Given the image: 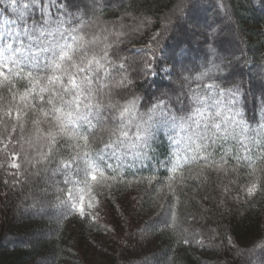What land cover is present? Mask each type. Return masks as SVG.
I'll list each match as a JSON object with an SVG mask.
<instances>
[{
  "label": "trees",
  "instance_id": "trees-1",
  "mask_svg": "<svg viewBox=\"0 0 264 264\" xmlns=\"http://www.w3.org/2000/svg\"><path fill=\"white\" fill-rule=\"evenodd\" d=\"M88 1L74 6L69 0H0L1 13L17 25V41L29 55L0 82V160L20 156L19 178L0 172V264H94L86 258L89 250H98L100 264H264V248L255 247L264 241V132L259 131L264 124L260 104L264 80L257 75L264 71V0H229L227 15L221 0H128L120 7H113V0ZM195 5L205 7L213 23L205 33L194 29L202 39L196 36L191 48L180 35ZM133 16L148 22L138 32H127ZM231 17L239 23L245 43L236 60L226 57L225 49L231 53V45L223 41L226 28L219 23ZM73 35L83 36L86 43L74 48L71 59L60 61L59 46L71 44ZM129 44L147 47L135 49ZM209 45L216 48L217 63L221 57L230 61L225 79L244 83L245 96L238 107L246 131L237 128L227 140L213 137L215 143L209 141L205 153L211 154L208 161L191 154L185 158L182 144L170 139L197 131L195 124L186 132L179 128L169 132L163 116L156 117L152 138L140 155L123 145L115 153L105 147L115 140L111 133L121 123L111 105L124 102L119 97L122 90L129 91V98L133 92L143 97L142 112L166 94L171 112L185 117L197 107L190 104L189 87L199 86L211 97L206 85L183 80L211 67L214 56ZM144 53L145 73L135 82L132 72L141 64L134 58ZM93 57L103 67L95 63L88 67ZM124 76L131 83L120 87ZM73 77L76 88L71 86ZM216 100L221 101L219 106H213ZM208 105L207 112L215 117L219 107L227 111L228 100L217 94ZM15 108L21 111L25 138L33 135L37 119L41 130L53 127L45 113L54 117L62 108L73 116L87 115L95 127L80 120L79 131L89 136V155L63 138L51 155L46 142L24 143L22 149L19 124L5 115ZM207 123L211 135V121ZM12 127L17 128L15 136ZM134 133L135 127L130 134ZM4 140L11 141L8 152ZM100 172L106 179L92 180ZM88 194L123 210L117 226L105 222L109 229L97 217L73 208L74 199ZM129 194L136 211L134 203L124 201ZM125 229L127 240L122 238Z\"/></svg>",
  "mask_w": 264,
  "mask_h": 264
},
{
  "label": "snow or ice",
  "instance_id": "snow-or-ice-1",
  "mask_svg": "<svg viewBox=\"0 0 264 264\" xmlns=\"http://www.w3.org/2000/svg\"><path fill=\"white\" fill-rule=\"evenodd\" d=\"M183 7V4L178 5V8L181 10ZM220 7L225 10L227 15V8L224 6L223 0H221ZM13 10L16 11L15 8ZM21 15H23V13H21ZM6 23L7 22H0V26H4ZM116 35L119 36L120 34L117 33ZM215 36L216 34L213 32L211 37L215 39ZM81 43H86L85 38L83 36L73 35L71 44L66 42L61 44L59 46L61 49L59 60L63 61L65 59H71L74 48ZM209 51L214 56L210 68L205 71H201L198 75L183 76V80L188 82L189 85L192 81L200 82V84L206 85V92L212 93L211 97H206L205 90L201 87H189L187 95L190 97V104L197 106L194 108L192 115L187 117L184 115L178 116L176 113L171 112L169 103L165 99L166 94L157 97L152 104L147 106V110L142 112L140 111V108L143 105V97L140 94L133 92L130 98L122 97L124 101L123 103L117 102L116 104L111 105V107H113L119 113L121 123L119 127L114 129L111 133V135L115 137V140H110L108 143H106L105 147L113 149V152L115 153L116 149L123 145L131 149L134 155H140V149L148 146V143L152 138V128L154 126L156 117L163 116L165 118L164 122L170 125L168 128L169 132L175 128H179L182 132H186L192 127L193 124H195L197 131L188 132L186 136L181 137L180 139H176L175 137H170V139L175 141L177 144H182L180 153H184L185 158L188 157V154H191L192 158L194 159L202 158L204 161H208L211 157V154L208 153L205 155V153L210 146L209 141L215 143L213 137L216 139L227 140L235 134L237 128H239L242 133L246 131L248 125L243 119V112L238 107V105L242 104L243 98L245 96L244 83L243 81L226 80L225 77H227L229 73L230 61H227L226 58L221 57L219 58L220 63H217L216 48L212 45H209ZM93 63H95L97 67H103L100 61L96 60L95 57L88 61V67H91ZM13 65L18 67L19 61H17L15 57L5 56L3 50H0V82L8 79L9 74L13 71ZM56 67H61V64L57 63ZM120 68H123V65H120ZM210 74L216 75L210 76ZM257 75L261 80H264V71H261ZM208 78H211L214 82L207 83ZM217 79L220 80V83L215 82ZM130 83L131 81L126 76H124L118 82V85L120 87H125ZM71 86L73 88L78 87L74 77L71 78ZM217 94L222 97H226L228 100L227 111H225L224 108L219 107L215 113V117L220 118L219 122H217L212 114L207 112V107L209 106L208 100ZM220 104L221 101L216 100L213 106H219ZM260 104L264 106V95L261 96ZM56 111H58L60 115L49 117L47 113L44 114L45 119L53 122V127L41 130V121L37 119L34 121L35 129L33 135L27 138L22 135L24 131V125L21 123L20 109L15 108L14 110L7 111L5 115L9 118L14 117L19 124V131L21 132L20 139L23 141V143L20 145L22 149L24 143L32 146L40 142H46L48 145V154L51 155L53 146L57 145V141L60 138H63L66 141H74L75 143L72 145L73 148L83 150V155L85 156L89 155L87 147L90 143V139L89 136L84 135L79 131V121L85 120L88 122V127L90 128H94L95 125L89 121L87 115L73 116L71 113H65L62 108L57 109ZM202 121L205 122V132L203 133L199 131ZM207 121H211L212 124L213 131L211 135L208 134ZM73 125L75 127H72ZM133 127H135V133L130 134L132 133ZM101 130L103 131V129ZM259 131L264 132V124H262ZM11 132L12 135L15 136L17 128L12 127ZM45 132L47 133L46 135L44 134ZM8 143H11V141H8ZM180 153L177 154L179 155ZM79 154L80 153L77 152V155ZM13 159L19 161L20 156L14 155ZM221 160H223V156L221 157ZM90 163L94 168L96 167L95 161H91ZM215 165L220 168L224 167L222 162H215ZM205 166L211 167L212 165L206 163ZM12 167L18 168L19 163L13 164ZM176 171L177 169L173 168L174 174ZM91 178L94 181L101 178L106 179L103 172H100L99 176L94 173ZM149 182H151L150 179ZM171 183L172 181L170 180V187ZM78 211L83 214L84 207L82 205L78 206ZM255 247L264 248V241L257 243Z\"/></svg>",
  "mask_w": 264,
  "mask_h": 264
},
{
  "label": "rangeland",
  "instance_id": "rangeland-1",
  "mask_svg": "<svg viewBox=\"0 0 264 264\" xmlns=\"http://www.w3.org/2000/svg\"><path fill=\"white\" fill-rule=\"evenodd\" d=\"M69 1H71V3L74 6L84 5V2L89 4L88 0H69ZM225 1H226L225 4H227L226 8H228L231 11L230 4H229L230 1L229 0H225ZM127 2H128V0H113V2H112L113 4L112 3L111 4L113 5V7H120L121 5L126 4ZM185 6H187V5H185ZM231 13H233V12H231ZM215 15L216 16H214V18L217 17V14H215ZM129 17H132V15H129ZM134 17L135 16H133V19H129V21H131V24L129 25L130 29L127 32H131V31H133V32L137 31L138 32L139 31L138 27L143 26V24L148 22L142 18L139 19L137 16H136V19L134 20ZM231 18L230 19L228 18L225 20L222 19L221 22H219V23H220L221 27L225 26V28H226V31L224 32L223 37H222L223 41L225 42V44L227 42L231 45L230 46L231 53H230V51L227 50L228 48L225 49L226 57H228V58L230 57L229 59L233 58L236 60L237 56H235V54L243 55L244 49H245V43H244L242 35H241L242 33L239 32L240 31L239 23L236 22V18L234 19V17H233L232 20H231ZM212 21H213V19L209 20L207 18V15L205 12V7L203 8L202 6H196V5L192 6L190 11H189V18L184 21V27L182 28L183 31L181 32L180 37L182 39H185L186 42L189 43L190 47L193 48L194 44L192 42H195L194 40H196V36L202 39L201 35L199 33L197 35V32H195L194 29L195 28L198 30L201 29L200 30L201 33H203L202 30H204V33H205L206 31H208V28H209L208 26H210L213 23ZM0 22H7L6 24H4V26H0V50H3L4 55L7 57H15V59H16L20 56L21 59L19 60V62H21L22 59L27 60L26 58H29V55H27L25 53V50L22 49L21 43L17 41L19 38V34H20V31H19L17 25L14 23V21L10 20L7 16L3 15L1 13V11H0ZM134 22H135V24H134ZM190 28L193 30V32ZM146 31L148 32V28ZM183 32H185V33H183ZM129 45L133 46V48H135V49H143V50H145L147 47V46H144L143 44H138L137 46H134L132 44H129ZM233 55L236 58L233 57ZM145 57H147V56L144 53L142 55V57L134 58L135 63L141 64V68L139 66H136V70H134L132 72V75H133L132 78L135 82H140L144 76V73H145L144 72ZM138 69H139V71H137ZM129 71L131 72L132 70L129 68ZM125 91L126 90L120 91L119 97H121V98L127 97L129 95V91H127V92H125ZM0 143H1V141H0ZM2 143L4 144V148L8 152L7 147L9 146L8 144H10V143H8V141H5V140L2 141ZM0 159H1V157H0ZM1 160H0V172L1 173L7 172V174H9V175H11V174L17 175V177L19 178L20 175H19L18 169L12 167V165L16 163V160L13 159V156L9 155V157H7V159L5 160V163H1ZM3 164H5V166ZM132 198H133V196H131L130 194L125 195L124 201L125 202L130 201L132 204L134 203L133 207H132V211H136L137 209L135 207V202H132ZM81 205L84 207L83 214H86V213L91 214L94 217H97L100 222H102V223L106 222L107 224H109L111 228H112V226L116 225L119 222V218H121V216L124 213L123 210L119 206H117V208H114V206H111L109 204H105V202L103 203L100 200L98 195H94V194L83 195V196H80L78 199L76 198L72 201V206L78 213H80L78 211V206H81ZM1 208H2V206H0V214H2ZM129 208H130V206H129ZM1 222L2 221L0 219V235H1V231H2ZM106 223H105V226H106ZM106 227L110 229V227H108V226H106ZM118 227H119V225H118ZM127 232L128 231H126V229H125L124 232L122 233L123 240L124 239L127 240L125 237ZM89 251L90 252H88V254L86 255L88 262L94 263V264L102 263L103 260L101 259V254L98 252V250H95V251L89 250Z\"/></svg>",
  "mask_w": 264,
  "mask_h": 264
},
{
  "label": "bare ground",
  "instance_id": "bare-ground-1",
  "mask_svg": "<svg viewBox=\"0 0 264 264\" xmlns=\"http://www.w3.org/2000/svg\"><path fill=\"white\" fill-rule=\"evenodd\" d=\"M165 81V80H164ZM166 82V81H165Z\"/></svg>",
  "mask_w": 264,
  "mask_h": 264
}]
</instances>
